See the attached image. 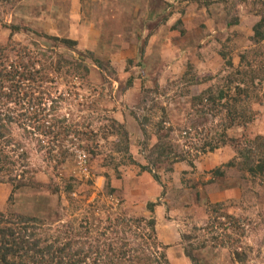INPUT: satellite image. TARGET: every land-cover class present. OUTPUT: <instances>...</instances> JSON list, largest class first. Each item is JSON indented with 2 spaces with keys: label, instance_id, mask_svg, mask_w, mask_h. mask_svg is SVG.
<instances>
[{
  "label": "rangeland",
  "instance_id": "rangeland-1",
  "mask_svg": "<svg viewBox=\"0 0 264 264\" xmlns=\"http://www.w3.org/2000/svg\"><path fill=\"white\" fill-rule=\"evenodd\" d=\"M238 1L0 0V41L10 34L6 27L20 26L25 30L14 37L15 43L35 54L51 50L55 61L61 59L62 74L48 72L45 101L55 116L89 134L71 137L62 144L64 152L55 151L57 158H52L40 144L44 136L14 127V137L23 145L18 155L28 157V167L16 173L17 183L25 187L1 183L0 212L37 217L55 233L64 227L75 232L83 215L90 219L98 208L94 237L122 231L115 226L106 231L112 213L155 219L157 238H149V228L134 226V244L153 259H160L162 245L168 246L170 264H191L182 236L206 226L210 207L223 203L225 213L249 221L244 242L253 252L247 264H264V175L253 177L249 168L254 163L245 164L231 147L204 151L205 137L220 119L203 118L192 108V97L225 86V78L240 67V56L253 47L257 8ZM235 16L241 24L231 28L227 20ZM179 21L181 30L176 29ZM45 35L78 44L68 49ZM68 63L89 72L81 68L73 74ZM190 67L189 78L194 76L200 86L184 82ZM189 88L191 95L179 96ZM253 110L264 111L257 104ZM111 119L126 126L128 154L120 151L122 139L106 130ZM251 131L264 132L263 114L256 116ZM243 133L231 130L228 138L241 141ZM161 139L164 152L157 148ZM77 153L89 157L88 176L78 170ZM158 159L162 162L156 164ZM140 167H150L151 173ZM150 202L159 203V215L150 214ZM124 232L119 235H130L133 242L131 230ZM202 235L199 241L204 242ZM194 254L200 264H236L229 249L206 246Z\"/></svg>",
  "mask_w": 264,
  "mask_h": 264
},
{
  "label": "trees",
  "instance_id": "trees-1",
  "mask_svg": "<svg viewBox=\"0 0 264 264\" xmlns=\"http://www.w3.org/2000/svg\"><path fill=\"white\" fill-rule=\"evenodd\" d=\"M238 2L251 6L253 11L257 8L256 16L259 20L253 27L254 35L251 38L253 47L240 56V67L225 78L227 84L216 89L209 87L199 96L192 97V108L203 118L211 116L220 119L219 127L209 131L208 135H211L205 137L203 150L215 152L231 147L238 159L246 161L245 164L254 163L249 168V172L253 177H257L264 175V132L255 133L251 128L256 123V116L264 115V111L260 114L253 110L255 104L264 110V0ZM227 21L231 28L241 24L239 16L230 17ZM177 24L179 26L177 25L176 29L181 30L183 27L181 21ZM6 28L10 34L6 40L0 41V184H14L15 189L19 190L25 186L18 184L20 181L18 182L16 173L21 167H28V157L24 152L18 155L23 151V145L14 137V127L41 139L44 136L45 141L39 140L40 144L46 148L52 158H57L54 155L55 151L60 154L64 152L62 144L71 137L86 139L89 134L80 132L78 125L70 124L65 119L55 116V112L48 108L45 101V93L42 89L49 78L48 72L56 71L62 74L65 67L61 59L55 61L51 50L35 54L28 46L15 43L14 37L25 28L16 25ZM44 38L72 50L76 49L78 44L76 41L47 35ZM142 53L144 54V49ZM221 55L225 59L228 58L225 53ZM89 56L94 57L93 53H89ZM96 63L101 67L100 61ZM227 64L233 66L230 60ZM68 65L73 74L78 75V70L81 68L85 73L89 72L87 67L81 64L71 66V63H68ZM190 72L193 73L192 67L186 73L184 82H192L200 86L202 83L194 76L189 78L192 74ZM189 90L190 88L187 90L188 94L183 92L179 96L184 98L191 95ZM133 117L137 119L135 114ZM235 129H243L244 139L240 141L228 138V132ZM106 130L112 136L122 139L125 148L120 151L128 154L129 133L126 126L111 119ZM88 138L90 140L91 135ZM164 145L161 139L157 148L164 152ZM162 156L165 154L162 153ZM159 161L161 159L155 161L156 164ZM132 162L138 166L134 160ZM140 168L151 173L150 167ZM70 189V192H73V189ZM158 205L159 203L150 202L147 209L153 214ZM224 207L223 203L213 204L208 211L206 226H196L193 233L182 236V241L186 244L185 254L191 264H200L194 252L206 246L229 249L236 264L249 262L253 249L247 247L244 242L249 221H242L234 214L225 213ZM102 208L103 212H107L104 207ZM97 210L100 211L94 208L91 214L95 216ZM94 216L89 219L88 215L84 214L75 232L64 227L53 233L37 217L0 212V264H170L167 258L168 246L162 245L164 252L162 251L160 259H153L147 254V249L134 244L138 239L135 236L137 232L133 230L134 226L139 230L149 228L151 230L149 238H157L155 219L136 220L112 213L108 215L109 225L105 227L106 231L114 229V226L121 228L122 231L117 229L113 233L115 236L111 237H108L107 232H101L99 237H94L93 232L98 231L93 227L96 223ZM143 223H145L144 227H142ZM124 229L131 230L133 242L130 240V235H125ZM119 232L125 234L119 235ZM199 234H203L204 242L199 241ZM196 242H199L198 245ZM146 246L149 244L147 243Z\"/></svg>",
  "mask_w": 264,
  "mask_h": 264
},
{
  "label": "built area",
  "instance_id": "built-area-1",
  "mask_svg": "<svg viewBox=\"0 0 264 264\" xmlns=\"http://www.w3.org/2000/svg\"><path fill=\"white\" fill-rule=\"evenodd\" d=\"M71 148L68 147V149ZM70 152L72 154H74V149L70 150ZM76 162H77V166H78V170L84 175V176H88L89 175V166H88V162H89V157L88 155H86L85 153H77L76 156Z\"/></svg>",
  "mask_w": 264,
  "mask_h": 264
},
{
  "label": "crops",
  "instance_id": "crops-1",
  "mask_svg": "<svg viewBox=\"0 0 264 264\" xmlns=\"http://www.w3.org/2000/svg\"><path fill=\"white\" fill-rule=\"evenodd\" d=\"M158 207H159V206H158ZM158 207L156 208V210H155V212H154L153 214L159 215V214H158V213H159V210H157ZM150 214H151V213H150Z\"/></svg>",
  "mask_w": 264,
  "mask_h": 264
}]
</instances>
